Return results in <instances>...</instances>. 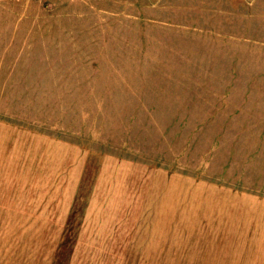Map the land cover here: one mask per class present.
<instances>
[{
    "label": "rangeland",
    "instance_id": "obj_1",
    "mask_svg": "<svg viewBox=\"0 0 264 264\" xmlns=\"http://www.w3.org/2000/svg\"><path fill=\"white\" fill-rule=\"evenodd\" d=\"M0 264H264V0H0Z\"/></svg>",
    "mask_w": 264,
    "mask_h": 264
}]
</instances>
